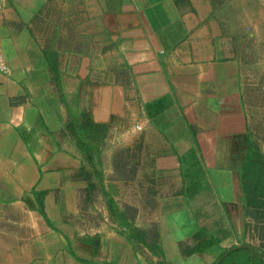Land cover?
Wrapping results in <instances>:
<instances>
[{"label": "crops", "instance_id": "0c3cea01", "mask_svg": "<svg viewBox=\"0 0 264 264\" xmlns=\"http://www.w3.org/2000/svg\"><path fill=\"white\" fill-rule=\"evenodd\" d=\"M261 48L264 0H0V264H264ZM78 112L110 132L104 175L138 166L91 172L101 208L137 215L66 220Z\"/></svg>", "mask_w": 264, "mask_h": 264}, {"label": "rangeland", "instance_id": "374dc122", "mask_svg": "<svg viewBox=\"0 0 264 264\" xmlns=\"http://www.w3.org/2000/svg\"><path fill=\"white\" fill-rule=\"evenodd\" d=\"M253 56H257L259 58H256V61H253V64L250 65L251 72L253 75H256L255 77H252V80L254 81V85L256 86V90H260V96L264 94V48H261L259 50H254ZM258 75V78L256 79ZM70 101V113L71 116H76L75 115V102H71L70 98H67ZM79 116H82V120L78 121L76 119L73 120V123H70L69 129H68V135L71 138L70 140L72 141V144L70 146V150H73L70 152V156L72 157L73 160L79 161L81 160L82 163L84 164L83 167V173L84 175L87 176V185L88 187L80 188L78 183L76 184V187L71 186V188H74L73 191L75 190V197L74 195L68 196L67 197V205L68 209L66 210L67 212L65 213L66 220H84L83 222L85 225L88 223L90 220H111L112 216H116L118 218H126V217H133L138 214V209L136 208H130L126 203H122V201L119 199H116L114 201V197L111 198L110 200V206L105 209L101 208L105 207V195H103L101 192L102 190H106V184L105 181L102 184V190L100 188H97V185L99 186V183L95 182L96 186H92L91 178L92 174L91 172H95V174L101 173L102 175L105 174V170L108 169L110 166H107V160L104 157L100 158V154L98 152H95V149L97 148H104L102 146V143L104 141V138L107 137V134L110 133L106 131V129L101 128L99 123L93 124L91 123L90 116L86 112H78ZM76 126V128H75ZM138 130V129H137ZM68 137V138H69ZM89 142H93L92 149H90ZM98 144V145H97ZM125 153H122L123 155H119L115 153L113 156L114 159L116 158L113 163V171L108 173V177L106 175V178L109 180L113 179L114 181H126L127 184L129 182L136 181V175L135 173L137 172L138 166L136 165V161L128 162L126 156L129 155V151H123ZM121 154V153H120ZM127 154V155H126ZM81 155V157H80ZM79 159V160H78ZM98 159V160H96ZM76 162L73 161V163L76 164ZM71 164V163H69ZM72 165V164H71ZM70 166V165H69ZM73 166L68 167L67 170L70 171ZM101 170V172H99ZM73 172V169L71 170ZM71 172V173H72ZM90 172V173H89ZM70 174V173H69ZM74 174V173H73ZM72 178H68L69 181H71L69 184L75 185V182L77 180L75 174L72 175ZM63 178H61L62 180ZM102 180V178H100ZM104 180V179H103ZM112 180V181H113ZM205 182L203 185V189L208 187ZM79 187V188H78ZM106 188V189H103ZM198 188L196 187V190ZM47 193V192H46ZM114 193H111V195ZM136 192L135 193H123L121 194L122 196L127 195V200H129V197L135 198L136 197ZM110 195V194H109ZM116 194H114L115 196ZM52 196L56 198V202H54L56 205L58 204V199H59V194L58 192H55ZM50 197V200L53 199V197ZM101 198L102 202L99 200L100 206H96L98 198ZM121 197V196H118ZM113 199V203H112ZM133 200V199H132ZM43 203V202H42ZM119 204V207H117ZM113 206L115 209H113ZM111 208V209H110ZM106 211V214H105ZM107 211H109L107 213Z\"/></svg>", "mask_w": 264, "mask_h": 264}, {"label": "built area", "instance_id": "2783aa9c", "mask_svg": "<svg viewBox=\"0 0 264 264\" xmlns=\"http://www.w3.org/2000/svg\"><path fill=\"white\" fill-rule=\"evenodd\" d=\"M0 70L3 71V72H8V67H7L6 64H4V60L1 57H0ZM137 128L141 129V126L137 125Z\"/></svg>", "mask_w": 264, "mask_h": 264}, {"label": "trees", "instance_id": "16d2710c", "mask_svg": "<svg viewBox=\"0 0 264 264\" xmlns=\"http://www.w3.org/2000/svg\"><path fill=\"white\" fill-rule=\"evenodd\" d=\"M231 257V256H230ZM242 256H239V255H237V256H234V255H232V257H231V259H230V262L232 261V259H236V260H234L235 261V263L236 264H245V262L243 261V263L241 262L242 261ZM225 261V260H224ZM233 264V263H232Z\"/></svg>", "mask_w": 264, "mask_h": 264}]
</instances>
